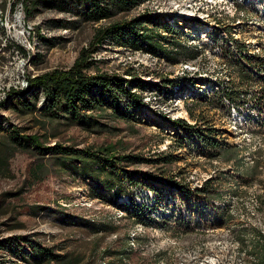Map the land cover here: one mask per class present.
I'll return each instance as SVG.
<instances>
[{"label":"rangeland","instance_id":"1","mask_svg":"<svg viewBox=\"0 0 264 264\" xmlns=\"http://www.w3.org/2000/svg\"><path fill=\"white\" fill-rule=\"evenodd\" d=\"M11 1L0 0V101L22 75L69 68L99 26L146 12L184 26L199 56L183 66L161 55L104 44L93 54L100 69L125 77L130 70L149 82L185 77L186 72L202 78L195 87L183 88L189 97H200L201 86L238 81L234 73L230 77L223 45L234 47L230 36L244 40L248 52L264 59V21L249 1L145 0L111 19L77 27L52 24L53 19L72 21L69 13L41 8L28 16L23 8L20 15ZM39 34L57 44L48 48ZM37 52L40 59L33 62ZM248 86L247 99L238 105L223 100L217 109L192 98L177 105L152 104L146 102L151 90L142 91L144 105L131 110L133 117L107 118L115 128L99 133L47 121L39 113L21 115L0 103V136L14 125L37 133L44 145L114 144L120 155L131 156L118 170L127 194L114 199L100 181L62 167L54 157L33 149L11 155L1 150L0 264H35L24 238L69 253L74 264H264V84ZM188 103L194 115L216 129L218 139L238 148L236 157L215 155L191 133L178 148V130L168 119L194 124ZM233 108L243 112L242 123L234 122ZM169 153L172 162L163 160ZM201 185L214 189L211 201L187 192Z\"/></svg>","mask_w":264,"mask_h":264},{"label":"trees","instance_id":"2","mask_svg":"<svg viewBox=\"0 0 264 264\" xmlns=\"http://www.w3.org/2000/svg\"><path fill=\"white\" fill-rule=\"evenodd\" d=\"M143 1L145 0H13L11 9L14 11L18 2H21L28 16L41 8L69 13L73 17L72 21L53 19L52 24L62 27L70 26L72 23L74 27H77L85 22L97 23L111 19L119 13L133 10ZM159 17L157 14L146 12L130 19L99 26L88 46L80 50L69 68H55L32 77L27 76V86L10 88L0 103L7 108L15 109L21 115L39 113L47 121H58L67 126L75 125L91 133H99L115 128L105 121L107 118L133 117L134 112L132 113L131 110L144 105L140 94L142 91L156 90L163 93L167 99L181 93L183 88L196 86L202 82V78L185 75V77L177 78L161 77L158 82H149L130 70L125 73L129 77H125L99 68L101 61L95 59L93 54L104 44L140 50L155 56L161 55L174 63L193 60L199 56L201 50L197 45L188 44L189 38L184 32V26L175 24V20H159ZM227 32L231 33L230 30ZM38 37L40 41L47 43L48 48L57 44L53 38H46L40 34ZM229 40L233 48L223 44L227 48L229 74L231 77L234 73L238 81L236 83L230 81L223 85L220 83L222 88L211 98L193 97L191 102L196 104L204 102L211 108L217 109L224 106L223 97H227L238 105L252 92V89L247 87L248 83L264 84V75L261 76L260 73L261 71L264 73V59L248 52L249 45L244 40L239 41L232 36ZM21 51L24 52L22 49ZM40 56L38 52L33 54L32 61L39 60ZM121 102L123 105H120ZM189 104L191 103L187 104V112L190 118L196 121L194 124L187 122L184 118L168 119L172 127L178 130L176 133L178 138L174 139L178 148L183 146L187 133H191L209 151L215 152L217 156L225 155L227 160H230L228 156L235 155L238 148L231 146L223 139H218L219 133L216 129L206 126L204 122L207 120L204 117L199 118L194 115L192 109L188 107ZM198 121H201L202 125H197ZM29 149L35 150L41 156L54 157L59 160L62 167L71 168L74 173L100 181L101 186L114 199L127 194L118 170H121L119 167L122 161L131 160V156L120 155L114 144L84 148L58 142L53 145H44L40 135L26 133L14 125H11L8 135L0 136V151H7L11 155L16 151ZM163 154L164 152L159 153V155ZM173 158L169 153L163 157V160L172 162ZM129 177V181L133 182ZM187 190V192L204 194V198L210 201L213 199L214 189L211 186L201 185L193 190ZM23 241L28 248V256L35 264H74V259L69 253H61L28 238H24ZM5 247H11V244L6 243Z\"/></svg>","mask_w":264,"mask_h":264},{"label":"bare ground","instance_id":"3","mask_svg":"<svg viewBox=\"0 0 264 264\" xmlns=\"http://www.w3.org/2000/svg\"><path fill=\"white\" fill-rule=\"evenodd\" d=\"M200 1L201 0H199V2ZM231 1H233V2H244V4H246L249 1L250 3H252L256 7L257 13L260 16H262V20L264 21V0H231ZM192 62L193 61H189L188 60V61L182 62L181 65H183V66L184 65H189ZM184 74L188 75V73H186V72H184ZM198 74H200V72ZM26 86H27V78L24 75H22L21 79L17 82V85H10L8 87V89H10V88H23V87H26ZM193 87H195V86H193ZM221 88H222V85L220 84V82L214 81L212 84H206L203 87L201 86L200 90L197 91L198 94H196V95H201L202 97L203 96L204 97H212V95L216 91H219ZM186 91L187 90H183L181 93H179L177 95L170 96L169 98L166 99L163 96V93H160V92H158L156 90H151V91H149L147 93L148 96L146 97V102H149V103H152V104H157V105L168 104V103L174 102L175 105H177L181 101L184 102L188 98H193V97H189V94L186 93ZM223 100H224V102L226 104H231V101L229 99H227V97H223ZM232 115H233V118H235L234 122L235 121H238L240 123L243 122L244 117H243V112L242 111L233 108V114Z\"/></svg>","mask_w":264,"mask_h":264},{"label":"built area","instance_id":"4","mask_svg":"<svg viewBox=\"0 0 264 264\" xmlns=\"http://www.w3.org/2000/svg\"><path fill=\"white\" fill-rule=\"evenodd\" d=\"M14 12L21 15L23 13V7H22V5L21 4H17ZM4 70H8V69H4ZM8 71H10V70H8ZM0 97H1V95H0Z\"/></svg>","mask_w":264,"mask_h":264}]
</instances>
